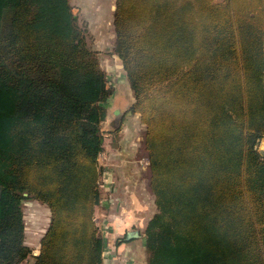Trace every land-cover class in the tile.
Listing matches in <instances>:
<instances>
[{
    "label": "trees",
    "instance_id": "obj_1",
    "mask_svg": "<svg viewBox=\"0 0 264 264\" xmlns=\"http://www.w3.org/2000/svg\"><path fill=\"white\" fill-rule=\"evenodd\" d=\"M115 25L158 208L147 264H264V0H118ZM110 94L70 0H0V264L25 259L31 195L51 209L33 264L100 263Z\"/></svg>",
    "mask_w": 264,
    "mask_h": 264
},
{
    "label": "rangeland",
    "instance_id": "obj_2",
    "mask_svg": "<svg viewBox=\"0 0 264 264\" xmlns=\"http://www.w3.org/2000/svg\"><path fill=\"white\" fill-rule=\"evenodd\" d=\"M70 1L88 44L97 52L111 89V94L103 102L107 115L101 122L103 150L98 158L101 200L95 207V220L103 244L99 264H103L104 247L111 239L115 240L117 246L123 247L127 243L126 248H121L123 253H118L125 258H120L117 264H130L127 255L134 241L138 245L137 264H147V226L158 208L155 193L150 187L146 125L141 114L131 110L136 92L116 49L118 33L115 12L118 0ZM223 1L213 0L215 3ZM263 140L264 137L257 144L258 152ZM260 155L264 157V154ZM22 202L25 259L20 264L33 261L34 251H37V255L40 253L41 239L51 221V209L46 202L32 195ZM132 231H137V234L130 235Z\"/></svg>",
    "mask_w": 264,
    "mask_h": 264
},
{
    "label": "crops",
    "instance_id": "obj_3",
    "mask_svg": "<svg viewBox=\"0 0 264 264\" xmlns=\"http://www.w3.org/2000/svg\"><path fill=\"white\" fill-rule=\"evenodd\" d=\"M125 245H127V243L123 245L124 248H126ZM137 246L138 245H137V243L135 241H134V243H132L130 245L132 250L129 253V255H127V258L128 259L130 258L129 259V263L130 264H137V262H136L137 251H138ZM123 247H122V245L117 246L116 243H115V240L111 239V241L109 243L107 241L106 245L104 247V251H103V255H104L103 264H117L119 262L120 258H125V257H123L124 256L123 254L122 255L118 254L119 252L123 253V251H121V248H123ZM35 252H37V251H34L33 254L37 255ZM24 264H33V261L29 260V261H27Z\"/></svg>",
    "mask_w": 264,
    "mask_h": 264
},
{
    "label": "water",
    "instance_id": "obj_4",
    "mask_svg": "<svg viewBox=\"0 0 264 264\" xmlns=\"http://www.w3.org/2000/svg\"><path fill=\"white\" fill-rule=\"evenodd\" d=\"M262 142H264V140L262 141ZM261 146H262V143H261ZM261 146H260V149H259V153L261 154H264V150L261 148ZM25 194H28L27 192L25 193ZM137 234V231H132V233H130V235H136Z\"/></svg>",
    "mask_w": 264,
    "mask_h": 264
},
{
    "label": "bare ground",
    "instance_id": "obj_5",
    "mask_svg": "<svg viewBox=\"0 0 264 264\" xmlns=\"http://www.w3.org/2000/svg\"><path fill=\"white\" fill-rule=\"evenodd\" d=\"M261 148L264 150V142H262V146H261Z\"/></svg>",
    "mask_w": 264,
    "mask_h": 264
}]
</instances>
